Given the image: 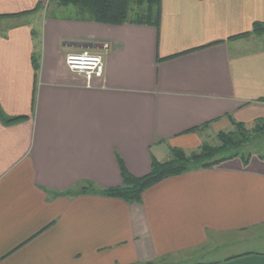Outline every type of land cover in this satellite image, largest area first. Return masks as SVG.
Instances as JSON below:
<instances>
[{
	"label": "crops",
	"instance_id": "1",
	"mask_svg": "<svg viewBox=\"0 0 264 264\" xmlns=\"http://www.w3.org/2000/svg\"><path fill=\"white\" fill-rule=\"evenodd\" d=\"M47 2L0 0V110L23 118L0 121V264H264L261 154L165 178L137 203L52 195L117 187L121 165L142 177L231 119L264 121V40L228 39L264 23V0H161L158 30L40 15ZM83 51L104 61L89 83L64 63Z\"/></svg>",
	"mask_w": 264,
	"mask_h": 264
},
{
	"label": "trees",
	"instance_id": "2",
	"mask_svg": "<svg viewBox=\"0 0 264 264\" xmlns=\"http://www.w3.org/2000/svg\"><path fill=\"white\" fill-rule=\"evenodd\" d=\"M56 10L69 9L72 16L68 19L76 21L95 22L107 25H144L159 29L161 15V0H49ZM43 9L40 4L33 10L15 15H26ZM7 17L0 15V18ZM250 36H264V23L253 22L246 32L229 37V40L243 39ZM193 50L181 52L182 55ZM176 55L166 58H158L157 62L170 59ZM33 69L36 75L38 62L32 56ZM229 119L230 116H228ZM22 117H8L0 110V121L3 124H13L22 120ZM232 129L220 131L215 135L216 145L202 142L194 151L186 153L183 149L169 148V157L164 162H159L151 157L150 171L142 177H134L121 165V184L117 187L99 189L90 183H85L79 188L65 192H54L53 196H76L82 194H94L105 197L119 198L128 203H137L142 193L149 187L161 180L178 176L187 172L215 167L225 161L239 158L243 164H247L252 153L244 149L250 145L256 136L264 135V121L257 120L251 129L246 128L243 123L231 119ZM208 124L193 128L190 131L204 130ZM264 159V155H259ZM233 258V257H232ZM145 264H153L147 262ZM168 264V263H166Z\"/></svg>",
	"mask_w": 264,
	"mask_h": 264
},
{
	"label": "built area",
	"instance_id": "3",
	"mask_svg": "<svg viewBox=\"0 0 264 264\" xmlns=\"http://www.w3.org/2000/svg\"><path fill=\"white\" fill-rule=\"evenodd\" d=\"M64 63L69 71L82 75L88 83L94 78H100L104 72L103 58L87 51L66 54Z\"/></svg>",
	"mask_w": 264,
	"mask_h": 264
},
{
	"label": "rangeland",
	"instance_id": "4",
	"mask_svg": "<svg viewBox=\"0 0 264 264\" xmlns=\"http://www.w3.org/2000/svg\"><path fill=\"white\" fill-rule=\"evenodd\" d=\"M42 13H43V15H48V16L52 15V16H57V17H70V16L73 15L72 12L69 9L61 8L59 10H56L55 7L52 4H50V5L47 4V9H44L43 12H39L40 15ZM3 27L4 26H2V25L0 26V28H3ZM256 37H261L262 38V41L264 40V37L263 36H256ZM231 129L232 128H229V130H231ZM229 130H227V131H229ZM208 142L210 144H212V145H216L217 144V141H216L215 138H210L208 140ZM244 150L246 152L248 151V152H250L252 154H261V155H264V135L263 136H256L253 139L252 143L250 145L246 146ZM215 236H217V235H215ZM226 236L227 235H225V236L218 235L216 237L217 242L218 243L224 242L226 240ZM242 236H249V234H245V235H242ZM238 238H240V236ZM211 247L212 246H210V248ZM252 249H259V248L254 245V246H252ZM180 260H181V256L169 257V258H166L163 261L159 260V262H157V263L154 262L153 264H166V263H168V264H180V263H178Z\"/></svg>",
	"mask_w": 264,
	"mask_h": 264
},
{
	"label": "water",
	"instance_id": "5",
	"mask_svg": "<svg viewBox=\"0 0 264 264\" xmlns=\"http://www.w3.org/2000/svg\"><path fill=\"white\" fill-rule=\"evenodd\" d=\"M75 45H78V46L83 47V48H91V47H93V44H90V43H88V44L87 43H78V44H75Z\"/></svg>",
	"mask_w": 264,
	"mask_h": 264
}]
</instances>
